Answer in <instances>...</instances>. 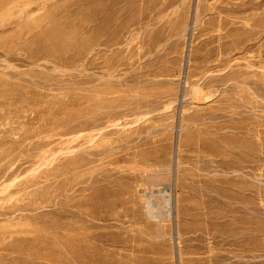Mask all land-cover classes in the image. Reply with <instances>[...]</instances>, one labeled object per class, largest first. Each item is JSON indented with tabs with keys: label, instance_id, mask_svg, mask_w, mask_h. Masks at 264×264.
Returning a JSON list of instances; mask_svg holds the SVG:
<instances>
[{
	"label": "rangeland",
	"instance_id": "374dc122",
	"mask_svg": "<svg viewBox=\"0 0 264 264\" xmlns=\"http://www.w3.org/2000/svg\"><path fill=\"white\" fill-rule=\"evenodd\" d=\"M0 264H264V0H0Z\"/></svg>",
	"mask_w": 264,
	"mask_h": 264
}]
</instances>
